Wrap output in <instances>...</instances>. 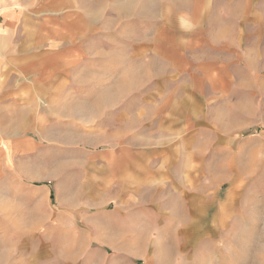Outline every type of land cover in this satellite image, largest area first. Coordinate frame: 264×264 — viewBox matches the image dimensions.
I'll return each instance as SVG.
<instances>
[{
	"label": "rangeland",
	"instance_id": "rangeland-1",
	"mask_svg": "<svg viewBox=\"0 0 264 264\" xmlns=\"http://www.w3.org/2000/svg\"><path fill=\"white\" fill-rule=\"evenodd\" d=\"M21 2L0 264H264V0Z\"/></svg>",
	"mask_w": 264,
	"mask_h": 264
},
{
	"label": "crops",
	"instance_id": "crops-1",
	"mask_svg": "<svg viewBox=\"0 0 264 264\" xmlns=\"http://www.w3.org/2000/svg\"><path fill=\"white\" fill-rule=\"evenodd\" d=\"M26 4L27 3L21 2V0H0V86L5 85L2 82H6L9 76L7 74V71L5 74L3 73L2 67H4V65L2 61L4 59H2V56L6 54L5 51L7 45L9 40L11 39L10 23H12L15 19L16 10L14 8L16 7V5L23 6ZM4 64L6 65V63Z\"/></svg>",
	"mask_w": 264,
	"mask_h": 264
}]
</instances>
